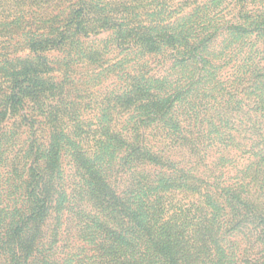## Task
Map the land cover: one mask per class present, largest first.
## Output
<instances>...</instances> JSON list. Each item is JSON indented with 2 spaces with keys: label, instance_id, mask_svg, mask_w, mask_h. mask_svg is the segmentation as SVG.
<instances>
[{
  "label": "rangeland",
  "instance_id": "rangeland-1",
  "mask_svg": "<svg viewBox=\"0 0 264 264\" xmlns=\"http://www.w3.org/2000/svg\"><path fill=\"white\" fill-rule=\"evenodd\" d=\"M72 5L85 7L89 19L73 43L31 48V37L60 26ZM262 29L264 0H0V241L9 226L29 214L31 169L43 175L48 160L55 161L54 204L35 247L43 256L35 258L88 264L94 246L82 227L84 218H103L86 192L80 159L101 154L99 142L107 141L106 135L144 142L160 162L124 166L125 148L113 144L112 160L101 156V165L118 196L139 176L177 179L179 171L204 183L202 196L206 189L217 193L215 203L228 213L226 197L214 186L241 183L245 168L256 161L252 142L264 138ZM170 33L173 45L164 46ZM149 37L156 50L139 41ZM18 60L37 68V78L53 90L36 100L9 84L1 69ZM137 87L143 93L136 102H116ZM13 96L25 97L14 109L5 103ZM155 97L164 99L160 107L171 102L169 123L152 112ZM185 136L194 147L178 140ZM243 179L246 200L263 215L264 179ZM56 198L65 199L61 208L55 207ZM203 201L177 190L162 200L169 215L177 208H205ZM245 221L230 236L219 231L220 251L237 264H264V227L258 220ZM7 259L0 252V264Z\"/></svg>",
  "mask_w": 264,
  "mask_h": 264
},
{
  "label": "trees",
  "instance_id": "trees-1",
  "mask_svg": "<svg viewBox=\"0 0 264 264\" xmlns=\"http://www.w3.org/2000/svg\"><path fill=\"white\" fill-rule=\"evenodd\" d=\"M74 7L75 5H72L69 8L72 12L66 14L60 26L51 28L45 35L39 34L31 37L30 47L36 51H44L51 44L65 46L67 42L69 45L73 43L75 35L80 33V30H85L87 20H89L85 7L81 6L79 9ZM239 29L242 28L237 30ZM260 34L264 35V29L260 31ZM166 37L168 40L164 42V46H172L174 35L170 33ZM143 39L140 38V43H144L149 50H156L152 46L154 42L150 41V37L144 42ZM1 71L9 84L14 85L20 92L24 89L22 94L28 91L25 95L32 96L36 100L42 98L46 91L53 90V88L46 89L47 83L37 78V74L41 72L28 61L12 62ZM24 85L26 87L23 88ZM133 92L134 95L128 92L118 97L116 102L123 104L136 102L143 91L137 87L133 89ZM11 98L17 101L10 100ZM23 98L25 97H8L5 103H12L10 108L14 109L17 104L22 105L21 99ZM160 99V97L154 98L157 102L152 106L156 110L152 112H159L156 115L158 121L166 124L169 121L167 117L171 112V102L167 100L160 107V103L164 101ZM171 129L176 130L177 126L174 125ZM105 138L108 142H99L101 154H96L93 160L80 159L81 169L88 176L85 179L88 185L86 192L93 208L103 218L99 219L97 215L84 218L82 227L84 232H87L86 237L89 243H93L94 246V254L87 261L88 264H237L233 256L220 251L219 231L224 229V233L230 236L236 228L246 222L245 220H249L252 224L258 220V226L264 227V214L257 215L248 203L249 201L246 200L245 195L248 193L244 190L246 185L243 179L249 177L250 183L258 181L260 177L264 179V138L252 142L250 152L256 161L245 168L241 183L229 186L227 189H220L218 182L214 186V190L217 191L218 188L220 194L226 197L228 213L226 208L223 209L215 203L214 198L217 193L211 194L206 189L202 196L200 187L204 183L188 173L179 171H177L179 173L177 179L157 175L148 180L147 176H139L133 188L123 193L122 196H118L106 184L105 173L101 165V156H107L112 160L113 144L125 148L124 155L120 159L124 166L130 167L134 162L154 165H159L160 162L158 156L152 153L144 142L139 145L123 141L118 137L112 138L106 135ZM178 140L194 147L191 145L193 140L189 137H181ZM108 148L110 152L107 151ZM54 162L51 163V160H48V165L45 167L48 171H45L43 175L38 173L36 168H34L35 171L31 169L33 175L30 174L31 180L27 186L31 188L28 194L29 214L19 219L15 225L9 226L4 233V239L0 241V252L8 256L5 264H47L45 260L39 262L35 258L43 256L35 247L37 239L41 236V227L54 204L53 187L51 186V169ZM107 164L110 165L111 161L107 160ZM192 181L198 185L195 186ZM30 185L32 186L29 187ZM173 190L203 198L205 208L190 207L186 210L177 208L171 215L164 213L165 207L162 200L167 192ZM64 203L65 199H55L56 208H61ZM249 214L251 217H248ZM223 216L229 217L230 220L226 221L227 223L222 222ZM244 264H249V262Z\"/></svg>",
  "mask_w": 264,
  "mask_h": 264
}]
</instances>
